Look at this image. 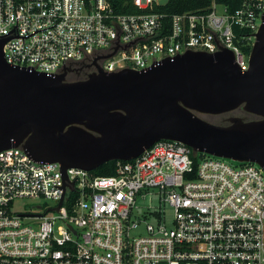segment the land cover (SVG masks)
Masks as SVG:
<instances>
[{"label": "built area", "instance_id": "2783aa9c", "mask_svg": "<svg viewBox=\"0 0 264 264\" xmlns=\"http://www.w3.org/2000/svg\"><path fill=\"white\" fill-rule=\"evenodd\" d=\"M166 1L122 0L138 12L119 13L118 0H0V36L15 29L0 40L39 31L8 40L5 59L58 75L117 49L98 61L111 73L142 71L190 50L228 49L249 69L245 48L255 42L264 0H244L233 13L213 0L208 9L172 16L156 12ZM66 174L74 184L65 179L59 211H47L60 205V164L36 163L21 147L0 152V264H264V169L257 164L160 141L133 161H117L113 175ZM150 189L173 209L172 227L153 211L157 223L131 236L137 198ZM40 198L50 202L46 209L15 208Z\"/></svg>", "mask_w": 264, "mask_h": 264}, {"label": "water", "instance_id": "95a60500", "mask_svg": "<svg viewBox=\"0 0 264 264\" xmlns=\"http://www.w3.org/2000/svg\"><path fill=\"white\" fill-rule=\"evenodd\" d=\"M37 32L19 36L17 27L18 36L0 40V152L21 147L36 163L60 164V205L47 211H59L67 169L133 161L160 141L264 169V13L246 72L228 49L190 50L142 71L107 73L98 61L116 49L86 65L96 71L78 81H68L73 71L65 66L54 75L9 64L4 44ZM237 110L257 120L235 117L223 125L200 117Z\"/></svg>", "mask_w": 264, "mask_h": 264}, {"label": "rangeland", "instance_id": "374dc122", "mask_svg": "<svg viewBox=\"0 0 264 264\" xmlns=\"http://www.w3.org/2000/svg\"><path fill=\"white\" fill-rule=\"evenodd\" d=\"M221 12V8H219ZM74 73L68 75V81H75L76 77L72 76ZM243 118L246 120L253 119V116L244 112L243 110H237L232 113L223 114V115H209V116H201L204 120L208 122L222 124V122L229 118ZM146 197H138L137 198V208L134 210L132 215V222L138 223V227L136 229L131 230V236H140L146 233V226L147 224H156L157 220L149 215V212L153 211H162L165 216V222L168 227H172V221L174 212L173 209L166 203L161 201V198L158 194V190L150 189L149 191L145 192ZM50 202L40 198L37 200H30V199H22L18 200L15 204V208L17 211L20 212H35L38 210L36 207L39 204H43L44 209L47 208V204ZM26 223H35V221H25Z\"/></svg>", "mask_w": 264, "mask_h": 264}, {"label": "trees", "instance_id": "16d2710c", "mask_svg": "<svg viewBox=\"0 0 264 264\" xmlns=\"http://www.w3.org/2000/svg\"><path fill=\"white\" fill-rule=\"evenodd\" d=\"M218 4L224 5L228 8V11L230 13L235 12L238 8L241 7L244 0H215ZM213 0H167L165 4L159 6L156 8V12L158 13H165L169 16L177 15V14H183L186 12H192V11H202L205 9H208L212 5ZM115 6L117 7V11L119 13H135L138 12L136 8L132 5V3H125L122 2V0H118V3H115ZM251 46H248L245 48V51L247 54L251 53ZM92 72L85 71L80 73L81 76L78 80H85L88 78L89 74ZM77 77V73L74 75ZM212 123V122H210ZM217 124V123H213ZM195 163L197 164V159L195 158ZM116 162H109L104 165H102L99 169L96 171H93V174L96 176H108L113 175L115 172Z\"/></svg>", "mask_w": 264, "mask_h": 264}, {"label": "flooded vegetation", "instance_id": "af4514ba", "mask_svg": "<svg viewBox=\"0 0 264 264\" xmlns=\"http://www.w3.org/2000/svg\"><path fill=\"white\" fill-rule=\"evenodd\" d=\"M86 65H90L89 63H86V64H82V65H80L79 67H77L76 69V71H74L75 73H77V77H76V79H79L80 78V76H81V74L80 73H82V72H87V71H90V72H94V71H96V69H95V67L94 66H91V67H88V66H86ZM73 72V73H74ZM201 116H209V115H201ZM200 116V117H201ZM230 119V118H229ZM229 119H226V120H224L223 122H222V124L223 125H225V124H228L229 123ZM246 120V119H245ZM251 120H257V118L256 117H254L253 116V119H251ZM251 120H247V121H251ZM207 121V120H206Z\"/></svg>", "mask_w": 264, "mask_h": 264}]
</instances>
